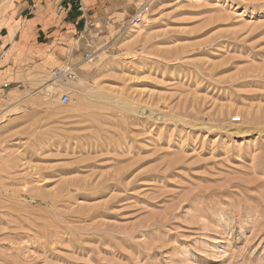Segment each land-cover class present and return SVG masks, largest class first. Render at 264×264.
<instances>
[{"label": "rangeland", "instance_id": "1", "mask_svg": "<svg viewBox=\"0 0 264 264\" xmlns=\"http://www.w3.org/2000/svg\"><path fill=\"white\" fill-rule=\"evenodd\" d=\"M83 2L78 86L0 88V264H264V0Z\"/></svg>", "mask_w": 264, "mask_h": 264}, {"label": "crops", "instance_id": "2", "mask_svg": "<svg viewBox=\"0 0 264 264\" xmlns=\"http://www.w3.org/2000/svg\"><path fill=\"white\" fill-rule=\"evenodd\" d=\"M28 1L23 17L0 20V88L21 78L49 75L63 64L81 27L74 12L59 14L64 0Z\"/></svg>", "mask_w": 264, "mask_h": 264}, {"label": "built area", "instance_id": "3", "mask_svg": "<svg viewBox=\"0 0 264 264\" xmlns=\"http://www.w3.org/2000/svg\"><path fill=\"white\" fill-rule=\"evenodd\" d=\"M73 2L76 5V8L78 11H81L83 14H85L86 11V6L83 2V0H73ZM149 11V5L147 3H143L139 8H138V13L134 17V21L138 22L141 19V16L146 14ZM95 52H89V51H84L83 52V59L92 61L94 60ZM68 61H64L62 65L57 66L51 70L50 77L53 81H67V80H72L75 78V69L76 65H68ZM68 94L67 93H62L60 95V101L61 102H66L68 101Z\"/></svg>", "mask_w": 264, "mask_h": 264}, {"label": "bare ground", "instance_id": "4", "mask_svg": "<svg viewBox=\"0 0 264 264\" xmlns=\"http://www.w3.org/2000/svg\"><path fill=\"white\" fill-rule=\"evenodd\" d=\"M147 14V13H146ZM147 17L144 15V19L147 21V19H146ZM142 23V22H141ZM132 24V23H131ZM139 24V23H138ZM145 26V25H144ZM140 29H143V28H141V26H136V28L135 29H132V31L133 32H138V31H140ZM133 35V34H132ZM130 38V37H129ZM93 61V60H92ZM83 67V66H82ZM109 68V67H108ZM105 69V68H104ZM76 71V70H75ZM107 71V70H106ZM76 73V72H75ZM101 73H103V72H101ZM51 79H49V81L48 80H46V81H48L49 82V84H46L45 82L43 83V86H45V88H46V91L47 92H50L51 91V89L53 88V84H54V81H50ZM41 81H43V80H40V82ZM69 83H71V84H73V86L72 87H70V86H65V85H60V84H58L57 86L58 87H60V88H72V90H74V88L76 87V85H77V81L75 80V81H69ZM85 83V82H84ZM56 84V83H55ZM53 85V86H52ZM56 86V85H55ZM78 86V85H77ZM81 86V85H80Z\"/></svg>", "mask_w": 264, "mask_h": 264}]
</instances>
